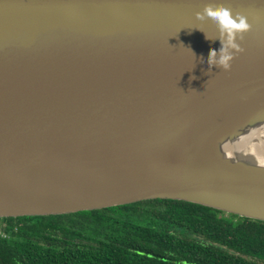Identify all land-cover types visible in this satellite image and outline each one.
Here are the masks:
<instances>
[{
	"label": "water",
	"instance_id": "95a60500",
	"mask_svg": "<svg viewBox=\"0 0 264 264\" xmlns=\"http://www.w3.org/2000/svg\"><path fill=\"white\" fill-rule=\"evenodd\" d=\"M220 6L251 26L229 71L195 19ZM263 128L264 0H0V219L160 199L264 221Z\"/></svg>",
	"mask_w": 264,
	"mask_h": 264
},
{
	"label": "trees",
	"instance_id": "16d2710c",
	"mask_svg": "<svg viewBox=\"0 0 264 264\" xmlns=\"http://www.w3.org/2000/svg\"><path fill=\"white\" fill-rule=\"evenodd\" d=\"M0 220V264H264V221L185 201Z\"/></svg>",
	"mask_w": 264,
	"mask_h": 264
},
{
	"label": "clouds",
	"instance_id": "9594fccd",
	"mask_svg": "<svg viewBox=\"0 0 264 264\" xmlns=\"http://www.w3.org/2000/svg\"><path fill=\"white\" fill-rule=\"evenodd\" d=\"M195 19L198 25L211 23L219 31L220 48L209 52L207 61L209 69L216 67L229 71L235 54L243 51L237 41L242 40L244 34L250 31L251 26L247 18L240 14L234 15L230 9L220 6L205 8ZM198 29L205 31L203 27ZM205 36L208 39L212 38L208 32H205Z\"/></svg>",
	"mask_w": 264,
	"mask_h": 264
},
{
	"label": "bare ground",
	"instance_id": "6f19581e",
	"mask_svg": "<svg viewBox=\"0 0 264 264\" xmlns=\"http://www.w3.org/2000/svg\"><path fill=\"white\" fill-rule=\"evenodd\" d=\"M255 140L258 141L257 146L261 148V150L263 151L262 153L264 154V128L257 134Z\"/></svg>",
	"mask_w": 264,
	"mask_h": 264
},
{
	"label": "built area",
	"instance_id": "2783aa9c",
	"mask_svg": "<svg viewBox=\"0 0 264 264\" xmlns=\"http://www.w3.org/2000/svg\"><path fill=\"white\" fill-rule=\"evenodd\" d=\"M4 228L0 227V234L4 236Z\"/></svg>",
	"mask_w": 264,
	"mask_h": 264
},
{
	"label": "flooded vegetation",
	"instance_id": "af4514ba",
	"mask_svg": "<svg viewBox=\"0 0 264 264\" xmlns=\"http://www.w3.org/2000/svg\"><path fill=\"white\" fill-rule=\"evenodd\" d=\"M4 224L2 223V221L0 220V227L4 228Z\"/></svg>",
	"mask_w": 264,
	"mask_h": 264
},
{
	"label": "rangeland",
	"instance_id": "374dc122",
	"mask_svg": "<svg viewBox=\"0 0 264 264\" xmlns=\"http://www.w3.org/2000/svg\"><path fill=\"white\" fill-rule=\"evenodd\" d=\"M260 149H261V148H260ZM259 151L263 152L262 150H259Z\"/></svg>",
	"mask_w": 264,
	"mask_h": 264
}]
</instances>
